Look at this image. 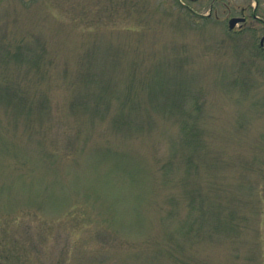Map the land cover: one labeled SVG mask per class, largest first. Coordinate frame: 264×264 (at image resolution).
Returning <instances> with one entry per match:
<instances>
[{
    "label": "rangeland",
    "instance_id": "rangeland-1",
    "mask_svg": "<svg viewBox=\"0 0 264 264\" xmlns=\"http://www.w3.org/2000/svg\"><path fill=\"white\" fill-rule=\"evenodd\" d=\"M262 20L0 0V264H264Z\"/></svg>",
    "mask_w": 264,
    "mask_h": 264
},
{
    "label": "water",
    "instance_id": "water-1",
    "mask_svg": "<svg viewBox=\"0 0 264 264\" xmlns=\"http://www.w3.org/2000/svg\"><path fill=\"white\" fill-rule=\"evenodd\" d=\"M245 18L242 17H233L229 21L230 28H234L237 22L244 20Z\"/></svg>",
    "mask_w": 264,
    "mask_h": 264
},
{
    "label": "flooded vegetation",
    "instance_id": "flooded-vegetation-1",
    "mask_svg": "<svg viewBox=\"0 0 264 264\" xmlns=\"http://www.w3.org/2000/svg\"><path fill=\"white\" fill-rule=\"evenodd\" d=\"M244 12H245V11H244ZM263 21H264V20H263ZM262 45L264 46V41H263Z\"/></svg>",
    "mask_w": 264,
    "mask_h": 264
}]
</instances>
